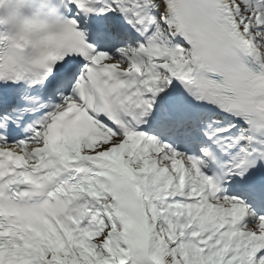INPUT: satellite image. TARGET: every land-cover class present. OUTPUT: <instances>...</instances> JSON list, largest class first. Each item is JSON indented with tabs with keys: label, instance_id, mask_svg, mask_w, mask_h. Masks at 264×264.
Here are the masks:
<instances>
[{
	"label": "snow or ice",
	"instance_id": "obj_1",
	"mask_svg": "<svg viewBox=\"0 0 264 264\" xmlns=\"http://www.w3.org/2000/svg\"><path fill=\"white\" fill-rule=\"evenodd\" d=\"M0 264H264V0H0Z\"/></svg>",
	"mask_w": 264,
	"mask_h": 264
}]
</instances>
